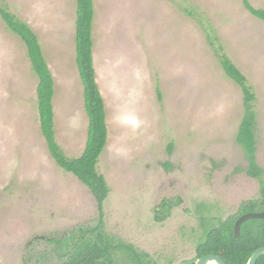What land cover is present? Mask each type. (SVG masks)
<instances>
[{
  "label": "rangeland",
  "instance_id": "1",
  "mask_svg": "<svg viewBox=\"0 0 264 264\" xmlns=\"http://www.w3.org/2000/svg\"><path fill=\"white\" fill-rule=\"evenodd\" d=\"M249 1L264 8V0ZM1 3L39 24L56 93V139L68 157L80 156L89 117L76 61L77 1ZM94 11L93 57L108 127L97 163L110 186L103 229L153 260H179L194 251L201 217L236 214L261 196L262 185L247 174L237 142L242 89L225 74L198 18L210 21L256 93L263 170L264 21L244 0H94ZM38 82L26 44L0 16V264H62L69 237L100 222L91 190L48 149ZM164 200L180 204L160 221Z\"/></svg>",
  "mask_w": 264,
  "mask_h": 264
},
{
  "label": "trees",
  "instance_id": "2",
  "mask_svg": "<svg viewBox=\"0 0 264 264\" xmlns=\"http://www.w3.org/2000/svg\"><path fill=\"white\" fill-rule=\"evenodd\" d=\"M76 1V61L84 84L85 109L89 117V129L83 153L73 158L65 154L56 139L53 107L54 82L37 33L28 23L13 13L7 5L2 4V0H0V16L6 27L18 35L26 44L32 69L38 76L37 100L41 130L52 157L61 168L73 173L87 185L98 203L99 224L88 229L77 239L75 234L69 237L73 246L67 252L62 264H94V261L98 264H114L112 252L114 253L116 249L130 252L135 250L132 245L122 241L116 244L113 237L103 229L104 203L110 193V186L106 177L98 172L97 163L108 142V127L105 102L97 82L93 57L94 0ZM244 5L252 15L264 21V8L254 7L249 0H244ZM188 13L195 16L192 11ZM198 20L204 26L208 42L214 48L225 74L241 87L243 93L244 114L238 129L237 142L242 147L248 161L247 174L259 179L262 185L261 196L243 203L239 213L264 211V170L257 160L256 93L248 82L247 76L228 55L210 21L207 19V23H205L201 18ZM158 93L159 98H162L161 90L158 89ZM172 146L171 144L170 147L172 148ZM177 204H180V200L176 202L164 200L156 209V219L160 221L166 219ZM249 205H253V207ZM235 218L237 217H233L232 221L223 226L225 232L217 234L213 231H207L206 243L209 245L219 244L225 250L224 257L229 264H247L251 254L264 246V218L251 219L245 222L238 237L233 232ZM229 228L230 235L227 232ZM217 236L219 237L218 240ZM143 257L145 262L142 260L140 264H152L148 254H144ZM136 258L139 256L137 255ZM257 264H264V255Z\"/></svg>",
  "mask_w": 264,
  "mask_h": 264
},
{
  "label": "flooded vegetation",
  "instance_id": "3",
  "mask_svg": "<svg viewBox=\"0 0 264 264\" xmlns=\"http://www.w3.org/2000/svg\"><path fill=\"white\" fill-rule=\"evenodd\" d=\"M249 206L253 207V205H249ZM239 211H240V208H239ZM239 211L236 214L230 215L224 219L217 218V217H210V216H206V215L201 217L200 218V225H199V230L201 229V235L198 238V241L196 242V244L194 246V251L192 253L184 254L183 257L179 260L170 259L169 261H167L165 263L159 262L158 260H153L148 253L143 252V251H139L132 244H129V245L133 246L135 251L130 252L127 250L116 249L114 253L112 252L114 264H140V262L142 260L145 262V259L143 257L144 254L145 255L148 254L149 259L151 260L152 264H182V263H186L189 261H194L196 259L202 258V257L207 256V255L219 256L227 264H229L224 257L225 250L223 248H221L219 244L209 245L208 243H206V239L208 238V236L206 235V232L207 231H213L217 234H220L221 232H225V230L223 229V226L225 224H227L228 222L232 221L233 217H237V218H235V221H234L233 232H234V235L238 237L241 234V230H240L239 235L235 234V223L239 219V217H241L243 214L247 213V212H245V213L240 214ZM249 212H251V211H249ZM256 212H258V211H256ZM257 219H262V218H257ZM247 221H249V220H247ZM247 221H245V222H247ZM243 224L241 225V229H242ZM103 227H104V224H103ZM227 232L230 235V228L227 229ZM82 234L83 233L77 234L76 239H77V237L82 236ZM218 238L219 237L217 236V240H218ZM113 239L116 241V244H118L120 242L115 237H113ZM126 244H128V243H126ZM137 255L139 256V258H136ZM94 264H98V263H96V261H94ZM192 264H197V263L194 262Z\"/></svg>",
  "mask_w": 264,
  "mask_h": 264
},
{
  "label": "water",
  "instance_id": "4",
  "mask_svg": "<svg viewBox=\"0 0 264 264\" xmlns=\"http://www.w3.org/2000/svg\"><path fill=\"white\" fill-rule=\"evenodd\" d=\"M264 218V211L258 212H247L243 214L235 223V234L239 235L241 230V225L250 219ZM264 255V246L256 249L250 256L247 264H257L260 257ZM196 262L197 264H227L223 259L216 255H207L202 258L196 259L194 261H189L182 264H192Z\"/></svg>",
  "mask_w": 264,
  "mask_h": 264
},
{
  "label": "crops",
  "instance_id": "5",
  "mask_svg": "<svg viewBox=\"0 0 264 264\" xmlns=\"http://www.w3.org/2000/svg\"><path fill=\"white\" fill-rule=\"evenodd\" d=\"M65 20H66V18H65ZM76 20H77V16H76ZM76 20H75V22H76ZM65 24V23H64ZM35 31H36V33H37V29L39 28V24L38 23H35V27H33L32 25H30ZM38 27V28H37ZM42 49H43V53H44V56L46 57V52H45V49L42 47ZM76 54H77V52H76ZM76 58H77V56H76ZM49 65V64H48ZM49 68H51L50 67V65H49ZM52 70V69H51ZM75 75H76V73H75ZM55 100H56V93L54 94V96H53V107H54V111H55Z\"/></svg>",
  "mask_w": 264,
  "mask_h": 264
},
{
  "label": "bare ground",
  "instance_id": "6",
  "mask_svg": "<svg viewBox=\"0 0 264 264\" xmlns=\"http://www.w3.org/2000/svg\"><path fill=\"white\" fill-rule=\"evenodd\" d=\"M213 264H215V263H213Z\"/></svg>",
  "mask_w": 264,
  "mask_h": 264
}]
</instances>
